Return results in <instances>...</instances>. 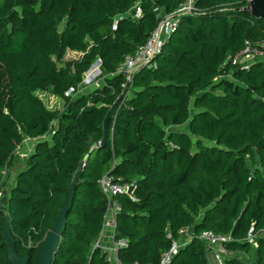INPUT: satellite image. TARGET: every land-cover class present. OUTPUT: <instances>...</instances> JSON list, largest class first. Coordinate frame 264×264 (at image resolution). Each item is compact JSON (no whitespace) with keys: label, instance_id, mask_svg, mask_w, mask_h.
Segmentation results:
<instances>
[{"label":"trees","instance_id":"1","mask_svg":"<svg viewBox=\"0 0 264 264\" xmlns=\"http://www.w3.org/2000/svg\"><path fill=\"white\" fill-rule=\"evenodd\" d=\"M184 1L0 0V183L24 139H37L0 208V264H9L2 217L16 253L37 264L77 172L52 264H112L94 246L104 174L130 183L114 196L120 264H159L186 229L193 236L168 264H210L203 230L230 237L223 264H264V58L229 59L264 41V19L248 0H193L127 87L115 73ZM96 58L103 85L64 96ZM38 91L61 98L62 109Z\"/></svg>","mask_w":264,"mask_h":264},{"label":"built area","instance_id":"2","mask_svg":"<svg viewBox=\"0 0 264 264\" xmlns=\"http://www.w3.org/2000/svg\"><path fill=\"white\" fill-rule=\"evenodd\" d=\"M249 1V0H248ZM195 10L193 0H186L179 5V7L173 13H167L161 16L159 23L157 24L156 28L153 30L150 37L146 40L145 43L139 45L133 53L127 55L124 61L118 65L116 68L115 73L122 75L125 79L123 83L124 87H127V83L130 82L132 74L136 69L141 66L147 65L151 59V57L159 50L162 41L174 30L177 26L179 21V16L182 14H188ZM257 46H251L250 44L246 46L242 51L235 54L234 61H237V58L241 54L248 55H255L258 53ZM264 49V45L259 44V51L261 52ZM100 60L96 58L91 65V67L84 73L83 80L80 83L85 84L89 83L91 79L98 77L102 74L100 70ZM79 85V86H80ZM79 86L76 90L74 87L68 88L64 92V96L71 97L74 96L76 93H79ZM99 188L103 192L107 200V208L106 213L104 216V220L102 223V231L105 229H111L113 232L115 230V214L118 209V204L114 199V196L118 193L126 192L129 190L130 183L127 181H120L114 179L113 176L109 174H104L98 181ZM1 196V194H0ZM185 230L181 231V234L184 233ZM260 235L264 236V229L259 232ZM197 237L201 239L208 251L213 252L215 257L220 261L222 257L228 256L230 253L224 246V243L229 241L230 237L225 235H220L212 230H203L201 231ZM247 242L256 246V234H252L249 232L247 236ZM126 244L124 239L115 240L113 237L112 245L108 249H104V251L108 252L111 251L114 256V260L116 261L115 264H120L117 259V250L119 247H122ZM179 242H173L171 247L168 250L162 252L159 264H168L172 255L176 252L177 248L179 247ZM98 244H95L97 247ZM132 264H140L138 262H134Z\"/></svg>","mask_w":264,"mask_h":264},{"label":"water","instance_id":"3","mask_svg":"<svg viewBox=\"0 0 264 264\" xmlns=\"http://www.w3.org/2000/svg\"><path fill=\"white\" fill-rule=\"evenodd\" d=\"M245 9H247L252 16L264 19V0H249ZM111 110L112 109L108 111L103 121V138L100 144H103L107 138V120L110 116ZM82 163L83 162H81L80 167L82 166ZM78 175L79 172H77L74 175L69 185L67 197L57 214L55 222L52 225L51 229L49 230L47 236L39 246L37 258H36L37 264H52L53 255L56 251V248L60 240V236L64 229L65 213L69 207L70 200L72 197L73 187L78 178ZM7 200H8L7 193L6 191H3L0 196V208L6 207ZM1 231L3 235V243L6 247L7 260L9 264H26L27 257L19 256L15 251L14 240L11 237L5 216H3L1 219Z\"/></svg>","mask_w":264,"mask_h":264},{"label":"rangeland","instance_id":"4","mask_svg":"<svg viewBox=\"0 0 264 264\" xmlns=\"http://www.w3.org/2000/svg\"><path fill=\"white\" fill-rule=\"evenodd\" d=\"M259 44L264 45V41H259L257 43V47H256L258 49L257 54L248 55V56L245 53L241 54L237 58V61H234L233 56H230L229 59H232L233 62H238L239 64L245 65V66L248 65L249 63L257 60V59H263L264 58V49H261L262 51L260 52L259 51ZM75 56L76 55L72 52H68L66 54V57H68V58H73ZM103 82H104V78L101 74L100 76L91 79V81L89 83L87 82L85 84H81L79 86V90H80V92L90 91L92 89H95L96 87H101L103 85ZM37 94L42 98L44 103L49 108H57L60 110L62 109L63 101L61 98L54 96L51 93L45 92V91H38ZM177 129H180L184 132H188L187 124L179 126ZM35 141H36V139H33V138H25L24 141L21 143V145L18 147V149L15 151L13 161L2 169V171H1V183H0V194H2L3 191H6V193H8L9 188L14 183L16 173L19 171V169L25 167L26 160H27L29 154L31 153V151L33 150ZM248 164L251 165L252 162L248 161ZM96 243L98 244V242H96ZM95 244H94V246H95ZM107 254H108V258L110 259V262L112 264H115L116 261L114 260L113 253L111 251H108ZM213 257L216 259V261L220 262L215 257V255H213ZM208 261H209V263H211V260L209 258H208Z\"/></svg>","mask_w":264,"mask_h":264},{"label":"crops","instance_id":"5","mask_svg":"<svg viewBox=\"0 0 264 264\" xmlns=\"http://www.w3.org/2000/svg\"><path fill=\"white\" fill-rule=\"evenodd\" d=\"M44 138V137H42ZM37 140V139H36ZM32 152V151H31ZM193 236V233L190 229H186L184 233L181 235V240L179 241L180 244H185L189 239ZM114 237V232L111 229H105L101 234L100 237L96 242H98V247H100L102 250L108 249L112 245V240ZM213 252L208 251L207 253V259L209 258L211 260L210 264H223L225 257H222L220 262L216 261V259L213 257ZM109 259V258H108ZM110 261V259H109Z\"/></svg>","mask_w":264,"mask_h":264}]
</instances>
